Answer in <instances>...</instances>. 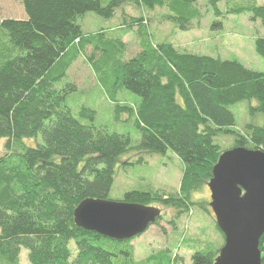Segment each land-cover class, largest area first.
Masks as SVG:
<instances>
[{"label":"trees","instance_id":"trees-1","mask_svg":"<svg viewBox=\"0 0 264 264\" xmlns=\"http://www.w3.org/2000/svg\"><path fill=\"white\" fill-rule=\"evenodd\" d=\"M221 2L224 11L218 8ZM249 2L239 6L234 0H206L218 17L247 13L264 28V7ZM20 3L25 19L0 20V140H5L0 154V264H20L22 250L29 264H178L182 259L168 257V250L136 262L130 244L135 238L116 241L85 231L75 224L74 211L87 199L110 201L119 170L171 152L182 163L178 190L147 187L126 192L118 202L173 210L167 222L172 227L182 217L190 218L195 208L210 213L208 201L193 196L207 187L219 156L238 147L264 152V72L152 42L141 9H164L160 21L185 32L199 27L196 0ZM125 7L139 13L132 16ZM118 10L122 22L113 27L87 34L78 24L87 13L115 19ZM128 34L135 36L139 49L130 58L123 42ZM254 52L264 59V37L255 40ZM79 58L116 114L133 119L137 145L131 146L128 133L96 125L93 110L72 112L67 102L78 89L64 80ZM125 92L138 101L130 105ZM240 103H247L251 121L238 127L231 108ZM38 136L42 144L25 145ZM222 137L231 139L228 149L218 144ZM132 152L130 159L137 156L138 161H124ZM160 210L153 225L163 219ZM213 222L222 240L217 247L183 240L193 246L191 264H214L224 237L214 217ZM259 250L264 264V234Z\"/></svg>","mask_w":264,"mask_h":264},{"label":"rangeland","instance_id":"rangeland-1","mask_svg":"<svg viewBox=\"0 0 264 264\" xmlns=\"http://www.w3.org/2000/svg\"><path fill=\"white\" fill-rule=\"evenodd\" d=\"M239 6L248 5L249 0H234ZM257 6L264 7V0H255ZM196 7L201 13L199 27L190 31H180L174 25L161 22L160 16L165 14V10L155 8L152 11L142 10L146 15V22L149 25L148 32L155 44L169 43L180 53L209 56L221 60H234L241 63L247 69L254 72H264V59L258 57L254 52V43L257 38L264 37V28L259 22H252L250 15L245 13L235 16H216L207 5L206 0H196ZM220 11H224V2L218 5ZM125 12L136 16L139 10L132 7H125ZM122 10L116 11V18L104 20L94 13H87L78 21L84 33H93L99 28L113 27L117 20L122 22ZM20 0H0V20L25 19ZM126 45V58L134 56L138 51L137 40L133 34H128L123 38ZM64 82L74 83L77 92L73 93L67 104L74 114L82 107L89 108L95 113V124L105 125L110 131L117 133H128L131 137V146H135L140 141L138 132L133 127V119L125 113L116 114L114 105L111 104L95 87L93 75L87 63L79 58L67 73ZM125 99L130 105L138 98L125 92ZM254 105V103L252 104ZM235 116L236 124L241 127L251 121L247 113V103H240L231 108ZM261 123L259 117L253 120ZM252 121V122H253ZM253 122V123H254ZM0 140V154H3V143ZM231 139L222 137L218 144L225 150L230 147ZM26 146L36 147L42 144L41 136L37 139L24 141ZM227 151V150H226ZM132 154L126 155L123 160L128 162L138 161L137 156L130 159ZM182 172L181 161L171 152L165 155H150L145 159V163H135L128 166L127 171L119 170L114 179L109 199L118 202L122 200L126 192L133 190H145L153 188L162 190L165 193L178 190ZM194 199H204L210 203V193L208 188H204L201 193L195 194ZM152 207L162 209L163 219L157 225H152L142 235L131 241L133 254L136 262H140L151 254H156L162 250H168V257L177 255L181 258L178 264H191V255L194 249L187 247L183 240H192L200 243L210 242L217 247L221 243V236L216 231L213 222V213L199 208H195L190 218L182 217L176 221L172 227L167 222L173 215V210L163 209L160 205ZM190 246V244H189ZM201 249L203 245H195ZM20 264H29L27 253L22 250L20 253Z\"/></svg>","mask_w":264,"mask_h":264},{"label":"water","instance_id":"water-1","mask_svg":"<svg viewBox=\"0 0 264 264\" xmlns=\"http://www.w3.org/2000/svg\"><path fill=\"white\" fill-rule=\"evenodd\" d=\"M209 207L224 237L214 264H261L264 234V152L232 148L223 152L207 183ZM161 210L152 206L87 199L74 211L77 227L105 238H136L155 224Z\"/></svg>","mask_w":264,"mask_h":264}]
</instances>
